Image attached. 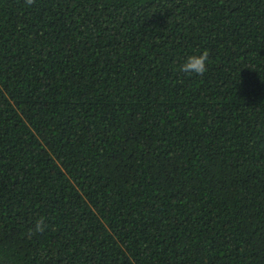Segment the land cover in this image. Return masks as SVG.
Here are the masks:
<instances>
[{
  "label": "trees",
  "instance_id": "trees-1",
  "mask_svg": "<svg viewBox=\"0 0 264 264\" xmlns=\"http://www.w3.org/2000/svg\"><path fill=\"white\" fill-rule=\"evenodd\" d=\"M0 264H264V0H0Z\"/></svg>",
  "mask_w": 264,
  "mask_h": 264
},
{
  "label": "clouds",
  "instance_id": "clouds-1",
  "mask_svg": "<svg viewBox=\"0 0 264 264\" xmlns=\"http://www.w3.org/2000/svg\"><path fill=\"white\" fill-rule=\"evenodd\" d=\"M208 51L207 49L192 50L186 54L181 63L178 65V70L188 75H202L207 71L208 64ZM47 227L43 217L36 219L34 222V231H43Z\"/></svg>",
  "mask_w": 264,
  "mask_h": 264
}]
</instances>
